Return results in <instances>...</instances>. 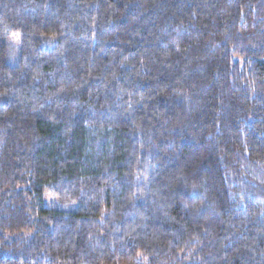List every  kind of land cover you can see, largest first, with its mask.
Returning <instances> with one entry per match:
<instances>
[{
    "label": "trees",
    "instance_id": "trees-1",
    "mask_svg": "<svg viewBox=\"0 0 264 264\" xmlns=\"http://www.w3.org/2000/svg\"><path fill=\"white\" fill-rule=\"evenodd\" d=\"M0 264H264V0H0Z\"/></svg>",
    "mask_w": 264,
    "mask_h": 264
},
{
    "label": "rangeland",
    "instance_id": "rangeland-1",
    "mask_svg": "<svg viewBox=\"0 0 264 264\" xmlns=\"http://www.w3.org/2000/svg\"><path fill=\"white\" fill-rule=\"evenodd\" d=\"M44 204L49 208H54L56 210L75 212L78 209L76 204H61L55 201L50 195L46 194L44 196Z\"/></svg>",
    "mask_w": 264,
    "mask_h": 264
}]
</instances>
